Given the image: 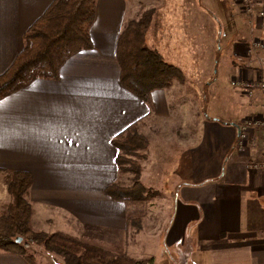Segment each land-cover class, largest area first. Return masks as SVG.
<instances>
[{
  "label": "crops",
  "instance_id": "obj_1",
  "mask_svg": "<svg viewBox=\"0 0 264 264\" xmlns=\"http://www.w3.org/2000/svg\"><path fill=\"white\" fill-rule=\"evenodd\" d=\"M52 1L0 0V75L22 50L23 33ZM206 1L95 0L91 49L68 57L56 80L36 79L0 99V216L10 202V175L28 172L31 221L38 230L124 245V205L103 192L118 180L110 141L131 124L141 132L148 119L150 161L156 157V166L175 180L165 229L172 248L192 241L189 264H264V128H252L246 148L236 149L237 125L264 117V98L230 85L264 82V48L253 55L248 47L252 38L264 42V19L248 15L239 0H220L219 11L232 6L236 16L230 23L238 36L232 58L227 63L214 52L196 54L211 33ZM250 1L264 10V0ZM139 9L153 10L146 46L161 57L157 44L193 51L177 66L167 61L185 79L153 91L151 110L118 81V36ZM237 110L243 112L239 122ZM153 258L147 260L154 264ZM0 264L30 263L0 251Z\"/></svg>",
  "mask_w": 264,
  "mask_h": 264
},
{
  "label": "trees",
  "instance_id": "obj_2",
  "mask_svg": "<svg viewBox=\"0 0 264 264\" xmlns=\"http://www.w3.org/2000/svg\"><path fill=\"white\" fill-rule=\"evenodd\" d=\"M95 0H53L23 33V48L9 68L0 75V99L27 87L36 79L56 80L63 62L71 55L91 49L89 29L94 21ZM153 10H146L136 20L128 21L117 40L116 59L120 85L151 110V93L169 87L172 81H184L179 68L169 64L145 45ZM117 151L118 173L131 175L129 185L118 182L107 185L103 192L121 202L125 209L126 227L134 233L142 229L148 213V201L155 196L140 181L145 160L147 139L136 130V124L126 127L110 141ZM33 177L28 172L10 175L7 193L10 203L0 216V251L23 257L34 263L28 247L36 245L62 258L63 264H143L129 253L83 237L63 232L47 234L30 227L31 205L28 200ZM20 238V242L16 239ZM147 264H153L152 259Z\"/></svg>",
  "mask_w": 264,
  "mask_h": 264
},
{
  "label": "rangeland",
  "instance_id": "obj_3",
  "mask_svg": "<svg viewBox=\"0 0 264 264\" xmlns=\"http://www.w3.org/2000/svg\"><path fill=\"white\" fill-rule=\"evenodd\" d=\"M239 1L240 4L243 6V9L245 10L244 0H239ZM221 3L222 2H220V0L218 2H214L210 0L202 4L204 13L209 18L208 21L212 23V25L209 23L211 25V33L209 34L206 31L205 34L206 43L203 44L206 47H204L202 51H194V52H196V54L206 53V56L208 55L210 56L211 53L214 52L215 53L214 57L216 59L223 58L224 61L228 63L232 58L230 55V49L232 47V44L235 43V38L238 37V36L235 37L230 24L232 20L235 21L236 16L234 15V12L231 11L233 9L232 6H228L226 11L223 12L219 11L221 9L220 8ZM227 3L229 5L230 1L227 0ZM134 4L136 3H133V5ZM142 4L144 5V3ZM146 10L147 9H139V13H138L139 16L142 12ZM245 12L249 15V13L246 10ZM229 19L230 21H228ZM188 37H192V35L188 34ZM209 39L213 41V44L211 43V41L210 42L208 41ZM253 39L259 41L256 38ZM208 42L211 43V46L208 44ZM262 43L264 44V42ZM149 46L151 45L147 44L148 48ZM156 46L157 48H159V51L161 52L163 59L166 62L168 61L169 63L175 64L176 66L179 64L180 60L186 57L189 58V55L192 57L193 54V51L191 50H179L177 53V50L172 49L171 46H168L166 44H157ZM213 46H214V51H213ZM220 46L221 48H224L223 51L218 49L220 48ZM216 50H218L219 52L216 53ZM225 81L226 80H224V82ZM241 116H243V112H241L240 110L235 111L234 118L236 121H238ZM144 121L146 122H144L145 123L144 127H141L140 129L141 132H139L137 126H136V130L139 134L143 135L147 139L149 134L148 133L149 131L147 130L149 128V125L147 123L148 119ZM184 122L185 120L182 121V124L180 125H183ZM145 154H146L145 160L140 161L142 167L140 181L146 187L147 190L153 191L155 193V196L148 201L149 204L148 213L144 218V220L142 221L141 231L138 233H134L132 230L126 227L129 236L128 237L126 236V239L124 238L125 244L119 245L118 249H121L129 253L134 259H136L139 262H142L143 264H147L148 261L147 259L149 257H154L153 258L154 264H189L188 263V260H190L189 255L192 253L191 250L193 251L195 250L194 249L195 244H193L192 241L189 243H187V241L183 243H179L178 244L179 248H176L178 250L177 251L172 248L173 244H170V240H171L169 239L170 234L168 236L167 234H165L167 221L172 214V209H170V207L174 204L175 201L174 188L172 186L175 180L173 179L172 177L173 175L171 173L167 175V172L164 171V169L160 170L158 166H156L159 161L156 157H154L153 162L150 161V153L148 151V146L145 151ZM163 159L164 158L162 157V160ZM130 178L131 175L129 173L121 172L120 174L118 173V180L116 182L120 183L121 185H129ZM5 213L6 211L3 213V215H5ZM31 213H32V209H31ZM30 227L34 231L44 232L38 230L39 228L38 223L36 221L32 222L31 217H30ZM191 227L192 226H189L188 229H191ZM56 232H61V231H56ZM47 234H51V233H47ZM79 237L88 238L86 236H79ZM28 253L32 254L35 264H63V260L61 257H59L54 253L45 251L40 246H36V245L29 246Z\"/></svg>",
  "mask_w": 264,
  "mask_h": 264
},
{
  "label": "built area",
  "instance_id": "obj_4",
  "mask_svg": "<svg viewBox=\"0 0 264 264\" xmlns=\"http://www.w3.org/2000/svg\"><path fill=\"white\" fill-rule=\"evenodd\" d=\"M245 10L249 13V15H253L256 13L261 19H264V10L256 11L255 5L250 0H244ZM249 52L255 53L257 50L264 48V44L255 39H251L249 44ZM230 85L232 87L239 88L246 96H252L254 91H258L260 95L264 98V82L262 80H250V81H230ZM264 128V117L261 118H245L238 125V136L236 140V149L238 152H242L249 142V131L252 128ZM264 160V153H263Z\"/></svg>",
  "mask_w": 264,
  "mask_h": 264
},
{
  "label": "water",
  "instance_id": "obj_5",
  "mask_svg": "<svg viewBox=\"0 0 264 264\" xmlns=\"http://www.w3.org/2000/svg\"><path fill=\"white\" fill-rule=\"evenodd\" d=\"M16 242H20V238H17V239H16Z\"/></svg>",
  "mask_w": 264,
  "mask_h": 264
}]
</instances>
